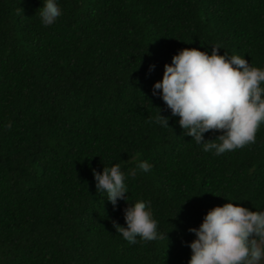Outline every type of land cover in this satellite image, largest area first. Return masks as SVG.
I'll list each match as a JSON object with an SVG mask.
<instances>
[{
	"label": "trees",
	"instance_id": "trees-1",
	"mask_svg": "<svg viewBox=\"0 0 264 264\" xmlns=\"http://www.w3.org/2000/svg\"><path fill=\"white\" fill-rule=\"evenodd\" d=\"M58 4L44 26L42 0H0V264H187L188 229L210 208L228 198L264 209V124L254 144L206 153L152 94L183 48L216 45L264 68V0ZM158 107L169 127L151 122ZM134 156L153 167L127 176L129 201L113 207L92 170L127 174ZM138 199L163 239L116 233Z\"/></svg>",
	"mask_w": 264,
	"mask_h": 264
},
{
	"label": "clouds",
	"instance_id": "clouds-1",
	"mask_svg": "<svg viewBox=\"0 0 264 264\" xmlns=\"http://www.w3.org/2000/svg\"><path fill=\"white\" fill-rule=\"evenodd\" d=\"M44 26L52 25L62 15L58 0H42L38 8ZM213 45L211 52L199 48L180 49L171 63H165L162 79L152 94L159 96L171 117H178L184 134L202 151L222 155L256 142V133L264 124V68L255 67L240 55L220 54ZM155 65L149 66V71ZM153 121L169 127V116L160 107ZM4 127L10 129L11 122ZM205 133H219L206 139ZM137 161L126 174L119 163L104 164L102 171L93 169L96 192L106 194L117 206L118 200L129 201L127 176L149 172L147 161ZM227 198V197H226ZM223 205L210 208L198 227H190L195 238L187 242L191 249L187 264H261L264 261V209L252 211L227 198ZM126 226L115 220L116 233L129 244L163 239L150 201L138 199L124 208ZM139 237V240L137 239Z\"/></svg>",
	"mask_w": 264,
	"mask_h": 264
},
{
	"label": "water",
	"instance_id": "water-1",
	"mask_svg": "<svg viewBox=\"0 0 264 264\" xmlns=\"http://www.w3.org/2000/svg\"><path fill=\"white\" fill-rule=\"evenodd\" d=\"M261 264H264V261H261Z\"/></svg>",
	"mask_w": 264,
	"mask_h": 264
}]
</instances>
